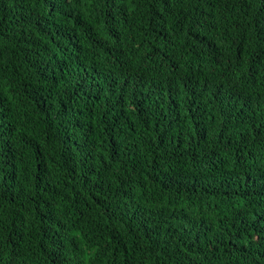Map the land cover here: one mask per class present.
<instances>
[{
    "label": "trees",
    "instance_id": "obj_1",
    "mask_svg": "<svg viewBox=\"0 0 264 264\" xmlns=\"http://www.w3.org/2000/svg\"><path fill=\"white\" fill-rule=\"evenodd\" d=\"M264 0H0V264H264Z\"/></svg>",
    "mask_w": 264,
    "mask_h": 264
},
{
    "label": "clouds",
    "instance_id": "obj_2",
    "mask_svg": "<svg viewBox=\"0 0 264 264\" xmlns=\"http://www.w3.org/2000/svg\"><path fill=\"white\" fill-rule=\"evenodd\" d=\"M262 247L264 248V240H263V244H262Z\"/></svg>",
    "mask_w": 264,
    "mask_h": 264
}]
</instances>
